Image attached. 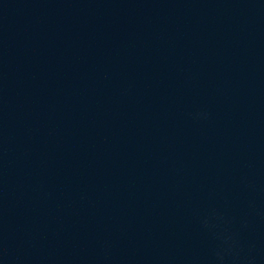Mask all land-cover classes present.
Instances as JSON below:
<instances>
[{
	"label": "water",
	"instance_id": "95a60500",
	"mask_svg": "<svg viewBox=\"0 0 264 264\" xmlns=\"http://www.w3.org/2000/svg\"><path fill=\"white\" fill-rule=\"evenodd\" d=\"M0 264H264V0H0Z\"/></svg>",
	"mask_w": 264,
	"mask_h": 264
}]
</instances>
